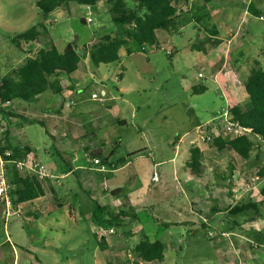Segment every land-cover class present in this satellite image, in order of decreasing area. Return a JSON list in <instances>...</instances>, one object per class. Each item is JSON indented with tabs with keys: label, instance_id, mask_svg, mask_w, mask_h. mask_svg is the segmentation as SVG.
<instances>
[{
	"label": "rangeland",
	"instance_id": "obj_1",
	"mask_svg": "<svg viewBox=\"0 0 264 264\" xmlns=\"http://www.w3.org/2000/svg\"><path fill=\"white\" fill-rule=\"evenodd\" d=\"M38 1L0 0L1 75L16 70L24 61L20 50L9 42V38L40 23H44L45 30L40 29L41 35L36 41L30 45L24 44L25 52L31 57L50 42L55 43L57 49L62 51L66 44L72 43L77 37L75 44L80 50L95 44L102 36L114 35L116 32L104 0L98 3L96 9L89 10L67 4L44 19H41L43 15L35 7ZM237 1L252 3L264 13V0ZM226 3V0L216 1L211 3L210 8ZM215 17H221L218 23L225 25L228 15L221 14L217 9ZM80 19L90 21L82 25ZM213 26L222 38H231V28L221 27L219 31L216 22ZM164 36H167L165 43L162 42ZM240 36H245L247 42L250 41L246 44L247 48L264 50L262 38L249 39L243 31L236 38L240 39ZM157 37L158 49L146 48L144 52L129 56L121 49L119 63L100 65L97 69L91 68L87 56L81 57L77 72L80 77L70 76V81L78 87L76 94L79 100L86 105L97 104L90 101V94L101 95V84L106 85L111 92L112 99L107 103L110 108L106 107L108 110L104 114L106 136L101 147L108 163L112 164L107 156L114 151V143L118 144L113 156L116 159L128 160V156L135 157L139 153L144 155L137 158L132 166L124 167L105 178L102 175L99 178L93 176L94 184L104 183L105 187L119 189L122 195L119 197L121 204L124 203V195L131 197L136 216L133 227L140 226L145 236L164 245V260L161 264H223L224 256L229 258L225 264H253L255 261L250 255L253 251L260 252L262 247H254L246 234L253 223L264 226V197L260 195L264 186V143L252 136L248 137L253 144L248 160H242L228 149L219 151L213 144L204 145L207 147L203 150L206 171L200 178L189 176L185 169L189 159L188 150L181 152L179 156L170 146L176 137L189 133L195 123L203 124L215 117L221 109H225L228 96L224 79L226 70L214 77L210 68L203 64L210 58H218L222 54L224 43L214 48L212 55L209 53L213 49L207 54L191 51V46L207 38V34L199 33L192 25L171 35L158 32ZM169 51H172V56L167 55ZM226 67L228 70L233 68L229 62ZM199 72L202 73L201 78L198 77ZM119 75H122V78L118 83ZM200 88H204V91L194 92V89ZM241 92L242 106H245L248 98L244 89ZM31 118L41 119L36 109L33 110ZM24 126V135L36 149L37 157L45 168L47 164L43 151L46 148L55 150L56 144L46 133L45 126L37 123ZM59 126L62 127V132L68 131L69 134L83 132L79 127H65L63 123H59L57 128ZM54 133L60 139L59 134L56 131ZM84 133L81 141L70 140L69 143L74 149L76 146H87L89 149L84 153L91 159L90 150L99 148L98 143L102 136H89L86 131ZM190 146L189 144L188 149ZM75 163L81 167L74 174L60 178V181L63 185L70 184L77 188L73 194H76L78 202L83 204L80 213L85 217L87 213L89 215L95 210V201L86 197L88 190L83 187V181L91 179L92 176L82 169L85 161ZM229 165L233 168L232 172L229 171ZM153 172L158 174L159 181L156 183L151 181ZM47 175L48 177L41 180H45L47 184L53 180L57 181L53 179L52 174ZM95 200L99 199L95 196ZM57 202L55 197L49 198L52 207ZM248 204H254L255 210L250 208L237 215H230L233 207ZM112 206L119 208V204ZM1 210L3 213L4 208L1 207ZM67 211V206H64L50 210L42 216L40 213L29 212L24 206L22 215L11 217L6 228L2 215L0 248L4 252L5 260L0 264H13L14 256L10 250L12 246L18 252L17 264H34L35 259L39 264H53L55 260L70 264L75 259H81L77 257L75 250L68 246L79 244L78 247H81L79 234L70 229L65 230L59 222L52 221V218L58 216L63 220ZM27 212L30 213L28 216L23 215ZM96 215L106 217L102 212ZM106 220L103 219L100 225L106 226ZM66 221L65 219V227L70 225ZM82 224L87 227L83 219ZM126 225L106 226L113 230L106 238L122 241L124 238L120 234ZM208 232L214 233V237L209 238ZM55 233L60 238H57ZM87 235L89 246H95L90 232ZM39 243L44 244L46 248H38L36 245ZM53 243L65 244L66 247L59 252L53 249ZM130 251L132 252V249ZM221 251L223 252L220 253ZM223 253L226 255L223 256ZM261 264H264V259Z\"/></svg>",
	"mask_w": 264,
	"mask_h": 264
},
{
	"label": "trees",
	"instance_id": "obj_2",
	"mask_svg": "<svg viewBox=\"0 0 264 264\" xmlns=\"http://www.w3.org/2000/svg\"><path fill=\"white\" fill-rule=\"evenodd\" d=\"M111 22L116 27L114 35L102 36L95 44L85 46L78 50L76 44L68 43L62 51H59L53 42L39 49L34 56L25 58L22 64L10 73L0 74V104L20 100L32 103L44 92L50 91L58 95L62 92L61 82L73 75L78 67L81 57H86L91 67L119 63V51L124 50L125 55L144 52L146 48L158 49V32L167 35L177 33L188 25H192L199 33L207 34V38L199 44L190 47L191 51L207 54L209 50L218 47L222 40L217 38L219 32L212 24V19L207 5L216 1L225 0H104ZM101 0H39L35 7L41 12L44 19L47 15L56 11L63 5L74 4L81 7H96ZM182 5V7H180ZM249 13L259 17V13L252 5ZM82 25L86 20H79ZM40 29L45 30L44 23L33 26L28 30L9 38V42L21 49L22 44H28L37 40L41 35ZM25 54H28L27 52ZM120 78V76H118ZM204 88L194 89V92H202ZM244 91L248 98L245 106L234 105L230 108L234 121L241 127L250 131L251 135L259 136L264 143V70L253 69L244 84ZM1 118L12 116L0 108ZM16 117V116H14ZM25 124H39L38 120L31 117L19 116ZM5 128V127H4ZM213 145L217 150L228 149L242 160L250 158L253 144L246 137L233 140H215ZM10 152V156H5ZM0 153L4 160L23 161L25 165L32 167L35 164V150L28 144L11 146L6 137V130L0 140ZM189 159L185 169L189 176L200 178L206 171L205 159L202 151L197 146L188 149ZM92 158H98L111 169L126 162L122 158L114 164H109L101 150L94 151ZM141 155V153L137 154ZM129 156L130 157H133ZM229 171L233 168L229 165ZM8 184L10 186L11 206L15 210L18 205L37 199L44 195L41 182L29 173H20L13 165L7 167ZM263 175V171L260 173ZM119 191L111 195L119 194ZM264 197V186L260 190ZM127 202V198H124ZM93 218L98 221L97 213L105 214L106 226L131 224L136 216L133 208L123 205L117 212L108 208H100L94 203ZM254 205H241L233 207L230 215H237ZM255 210V209H254ZM2 215L0 205V219ZM125 219V220H124ZM100 221V220H99ZM126 221V222H125ZM100 222L99 224H101ZM247 236L253 242L254 247L264 246V236L260 232L248 231ZM252 247V246H251ZM133 255L146 263L160 264L164 260V245L157 241H150L145 234L132 250Z\"/></svg>",
	"mask_w": 264,
	"mask_h": 264
},
{
	"label": "crops",
	"instance_id": "obj_3",
	"mask_svg": "<svg viewBox=\"0 0 264 264\" xmlns=\"http://www.w3.org/2000/svg\"><path fill=\"white\" fill-rule=\"evenodd\" d=\"M226 4H216L211 9V3L207 5V8L210 12L212 24L217 23V26L220 28L223 27L224 29L231 28V32H233L230 39L226 40L225 38H222L219 34L217 38L222 40L223 45V51L220 56L210 58L207 62H204V66L207 68H210L211 73L214 75V77L221 75L223 71L226 70V73L224 74V79L226 81V90L228 92L227 100H226V106H230V108L234 105L242 106V89H244V84L249 77L251 71L256 68H261L264 70V50H251L246 47V44L248 45L250 41L247 42L245 36H240V39H237L238 35L241 33V31L244 32V35L248 37L249 39H263L264 40V20H259V17L263 16L264 13L261 12L259 9L255 7V10L260 14L259 17H255L249 13V7L252 6V3H242L238 2L237 0H226ZM63 6L60 7L63 8ZM97 7V6H96ZM96 7H91L90 9H96ZM86 9V8H85ZM219 10L221 14L228 15V18L225 19L226 24L222 25L218 23L220 20L219 17H215V12ZM230 18V19H229ZM229 19V22H228ZM218 31V30H217ZM231 35V34H230ZM167 36H164L163 43L167 42L166 40ZM226 40V41H225ZM221 44V45H222ZM27 45H30L28 43ZM55 45V43H54ZM220 45V46H221ZM22 54V59L25 60L26 55V47L24 44L21 45V49H19ZM28 50V49H27ZM63 50V49H62ZM214 49L209 53L212 55ZM167 55L172 56V51L167 52ZM31 57V56H28ZM82 60H80L79 64ZM227 62L231 63L233 68L231 70L227 69ZM78 64V67H79ZM230 66V65H228ZM78 67L76 72L73 75H76L80 77L78 72ZM92 69H97L93 68ZM120 78H117L118 83L120 82L122 75H119ZM63 83H65L63 85ZM62 86V92L58 95L52 94L50 91H46L42 93L35 102L32 103H25L20 100H13L10 104H0V108H2L5 112L12 114V116H6L5 118H1L0 116V124L5 127L6 130V137L11 146H17L20 144H28L35 150V158L36 162L42 166V162L38 159L36 154V149L33 147V145L30 143L28 137L24 135V125L25 123L23 120L19 117H31L33 116V110L36 109L39 117L38 121L41 122L39 124L45 126L46 133L49 135L50 138L54 140V143L56 144L55 150L44 149L43 155L44 160L47 165H45V170L47 173L52 174L53 179H57V181H54L52 183H46V181H40L44 195L34 199L32 201L22 203L17 206L16 209H19L20 215H11L7 219L4 217V228H6L7 223H9V219L11 217L17 216L20 217L22 215V212L25 209L29 212L40 213V215L45 216L47 212L50 210H55V208H62L64 206H67L68 211L66 215L64 216V219L62 220L61 217H55L52 218V221H57L61 225V227L65 230H72L79 234L81 238V249L78 247V245L72 246L68 245L70 249L75 250V254L77 257L79 256V260H73L70 264H120L125 259L127 253L133 254L130 250L137 245L141 238V234L143 233L140 226L133 227L132 225H126L121 234L124 239L122 241H113L111 238H103L99 239L95 233L96 228L103 227L108 228L104 225H100L99 222H102L103 219H107L108 217H98V221H95V218H93V212L88 213L83 217L80 213V208H82L83 204L78 202V196L76 194H73L74 191L77 190V188L73 185L66 184L63 185L60 181V178H63L64 176L74 174L76 170H78L81 166H76L77 164L75 162L77 161H85L86 163L82 167V169L85 170V173L88 172L90 174L91 179H85L84 186L88 192L86 191L87 195L86 197L89 198L91 201H95L96 204L99 205L100 208H108L109 211L117 212L123 205L127 204V206H131L134 211L133 203L130 201L131 197H128L127 195L123 196L124 198H127V202L124 201V203L121 204V200L119 197H121V193L117 195H111L112 192L119 191V189H110L108 186L105 187V184L102 183L101 185L94 184V177H101L105 178L107 175L114 173L120 169H123L124 167H130L133 165L134 161L139 158L143 157L144 155H138L135 157H130L126 162L122 165H118L116 169H111L108 167V172L105 174L95 172L91 170V159H95L91 157V153L94 151H100L102 152L101 147L104 145V136H106V130H105V124H104V114L105 112L110 108V106L107 105V103L112 99L110 96L111 92L106 88V85L101 84V95H99L102 98V101L98 100H92L90 98V101L96 102V105H86L82 101L79 100L77 96L78 87L70 81L69 78H65V80H62L61 82ZM117 90V88H115ZM94 94V93H91ZM90 94V96H91ZM96 94V93H95ZM103 105V106H102ZM108 107V109L106 108ZM106 109V110H105ZM70 113V114H69ZM69 115V116H68ZM16 116V117H14ZM59 123H63V125L70 126V127H76L81 128L83 131H81L77 134L74 133H68V131H64L62 127H58ZM83 123V124H81ZM199 123H195L194 126L198 125ZM85 125V126H83ZM89 132L90 135H99L101 134V138L99 139V148L90 150L89 153V159L85 155V150L89 149L87 146H83L82 148H72L69 141L73 140L74 142L81 141L83 137L85 136V131ZM90 130V131H89ZM54 131H56L60 139H63L62 141L57 138V135L55 136ZM93 132V133H92ZM188 133V132H187ZM186 133V134H187ZM186 134L181 137H176L175 140L170 144L171 149H173L174 153L180 156V153H184V151L188 150L189 139L186 137ZM87 135V136H88ZM78 136V137H77ZM86 136V138H87ZM67 137V138H66ZM88 139V138H87ZM118 147V144L114 143L113 150ZM198 148L202 151L206 149L207 147L204 145H199ZM114 151L110 154V156H107L109 159V162L114 164L117 162V160L114 156ZM103 153V152H102ZM82 154V155H81ZM105 157V156H104ZM129 157V156H128ZM146 157H150L149 155H146ZM122 159V158H120ZM91 172V173H90ZM96 173V174H95ZM98 173V174H97ZM84 174V173H83ZM94 176V177H93ZM154 183V182H153ZM65 192V194H63ZM120 192V191H119ZM95 196L99 199L98 201L95 200ZM55 197L58 201L57 204L52 207V205L49 203V198ZM117 198V199H116ZM116 199V200H115ZM264 204V202H262ZM119 204V208L116 209L115 206ZM80 205V206H79ZM254 205V204H252ZM253 208V207H252ZM111 209V210H110ZM27 212L23 215L28 216L30 213ZM135 214V213H134ZM3 215V213H2ZM1 215V216H2ZM264 218V215H263ZM67 220L66 222H69L70 225L64 226V220ZM82 219L85 220L87 227L85 228L82 224ZM125 220V219H124ZM126 222V221H125ZM253 232H260L264 236V226L263 225H255V223L252 224L251 227L248 228V231ZM92 235L95 246H89V240L88 235L89 233ZM247 231V232H248ZM51 232V231H50ZM56 235V233H55ZM118 234V236H120ZM247 235V234H246ZM57 238H60L58 235H56ZM121 237V236H120ZM126 237V238H125ZM139 238V240H138ZM149 238V237H148ZM247 238H249L247 236ZM8 239V237H7ZM40 239V238H39ZM138 240V241H137ZM150 241H154V239L149 238ZM248 240V239H247ZM0 246H2V242H0ZM42 248H46L44 244H38L36 245ZM129 246V247H128ZM66 247L65 244H56L53 243V249H57L59 252ZM261 248V247H260ZM260 252L258 251H251L252 254L248 253L253 258V264H261V262L264 259V246H262ZM11 253L14 256V262L13 264L18 263V252L17 249L12 246L11 247ZM221 251L220 253H222ZM79 253V254H78ZM228 254V253H227ZM218 255V254H217ZM226 255V253H223V256ZM221 256V254H220ZM76 258V257H75ZM229 258L227 256H224V263ZM5 260L4 258V252L0 248V262ZM29 264H32L30 262ZM34 264H39L38 261L35 259ZM47 264V263H46ZM53 264H67L63 261L55 260ZM161 264V263H160Z\"/></svg>",
	"mask_w": 264,
	"mask_h": 264
},
{
	"label": "built area",
	"instance_id": "obj_4",
	"mask_svg": "<svg viewBox=\"0 0 264 264\" xmlns=\"http://www.w3.org/2000/svg\"><path fill=\"white\" fill-rule=\"evenodd\" d=\"M89 10L91 7H85ZM259 20H264V17L260 16ZM87 21H90L88 19ZM198 77H202V73H198ZM90 98L92 100L102 101V98L97 94H91ZM11 102H6L5 104H10ZM5 134V128L0 124V140L3 138ZM252 136L257 141L261 142V138L259 136L251 135L250 131L241 127L236 121L233 119V115L230 112V107L226 106L225 109H221L215 117L211 120L198 124L193 127V129L186 134V137L189 139V143L191 146H199V145H208L213 144L215 140L228 141L237 139L240 137ZM249 139V138H248ZM250 140V139H249ZM5 156H10V152H5ZM91 170L105 174L108 172V166L103 164L100 159L95 158L91 159ZM13 165L17 171L20 173H29L36 175L38 180H41L45 177H48L46 170L35 162L34 166L29 167L25 165V163L21 160H7L5 161L3 156L0 153V205L4 208L3 215L7 219L11 215L20 214L19 209H13L11 206L10 200V186L8 184V175H7V167ZM151 181L156 183L159 181L158 174L156 172L152 173ZM95 233L99 239H103L113 233L111 228H103L98 227L95 230ZM214 233L208 232V237L213 238ZM223 235V233H222ZM225 235V234H224ZM226 236V235H225ZM249 242L253 245V242L249 240ZM235 253H237L235 251ZM120 264H153L146 263L139 259H137L133 254L127 253L125 259Z\"/></svg>",
	"mask_w": 264,
	"mask_h": 264
},
{
	"label": "water",
	"instance_id": "obj_5",
	"mask_svg": "<svg viewBox=\"0 0 264 264\" xmlns=\"http://www.w3.org/2000/svg\"><path fill=\"white\" fill-rule=\"evenodd\" d=\"M77 39V37L73 40L72 44H75V40Z\"/></svg>",
	"mask_w": 264,
	"mask_h": 264
}]
</instances>
